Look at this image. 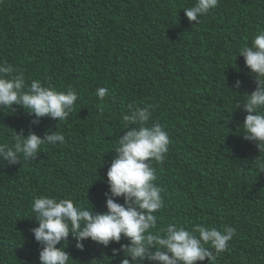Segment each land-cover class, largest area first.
Listing matches in <instances>:
<instances>
[{
    "label": "trees",
    "instance_id": "obj_1",
    "mask_svg": "<svg viewBox=\"0 0 264 264\" xmlns=\"http://www.w3.org/2000/svg\"><path fill=\"white\" fill-rule=\"evenodd\" d=\"M194 3L0 0V60L29 83L78 92L59 123L41 118L33 125L19 106L0 111V140L9 144L12 131L43 137L57 128L65 136L63 145L44 146L29 163L0 167V264H39L31 233L38 227L35 198H71L90 207L88 200L96 212L107 211L106 174L130 104L154 105L153 120L170 136L163 162L153 161L164 200L158 228L232 226L236 235L214 264H264V153L243 139L246 114L236 110L256 88L237 55L264 30V0H219L198 23L183 10ZM100 87L108 89L103 100L95 95ZM63 246L75 260L70 264H111V249L120 245L86 241L79 251L69 237Z\"/></svg>",
    "mask_w": 264,
    "mask_h": 264
},
{
    "label": "clouds",
    "instance_id": "obj_2",
    "mask_svg": "<svg viewBox=\"0 0 264 264\" xmlns=\"http://www.w3.org/2000/svg\"><path fill=\"white\" fill-rule=\"evenodd\" d=\"M219 0H195L191 7L184 8L190 22H199L202 16L217 7ZM245 66L256 83L255 90L236 102V110L245 113L242 126L243 139L254 142L257 150L264 153V30L256 35L250 45L239 49ZM242 81L236 80L239 89ZM233 93L238 94L237 92ZM95 95L103 100L108 95L105 87L97 88ZM78 100V92L69 87L57 91L45 86L40 80L28 82L24 72L0 60V111L19 106L34 117L33 125L41 118L59 122L66 120ZM122 115L124 134L117 136L106 174L108 192L105 196L107 211L96 212L71 198L40 196L31 203L38 227L31 233L40 246L39 264H70L73 260L65 251L64 242L69 237L75 247L84 251L85 242L91 241L104 248H112V261L123 256L119 264H214L217 256L225 252L236 235L232 226L222 231L216 227L195 225L191 229L178 223H169L158 228V213L164 207L162 189L156 183L157 170L153 161L163 162L169 151L170 136L164 126L154 121V105L129 106ZM149 121H152L149 123ZM65 143L62 132L49 129L43 137L30 132L12 131L11 143L0 140V167L23 165L37 158L46 145ZM264 168V164L260 165ZM100 179V178H98ZM119 199L123 203H118ZM124 239L127 243H121ZM63 242V243H62ZM60 245V247H57ZM214 250V254L213 251Z\"/></svg>",
    "mask_w": 264,
    "mask_h": 264
}]
</instances>
